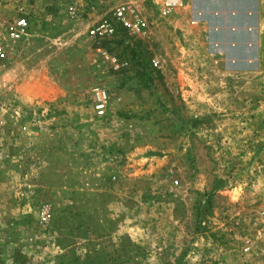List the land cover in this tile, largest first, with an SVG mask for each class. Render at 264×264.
I'll return each instance as SVG.
<instances>
[{"label":"rangeland","instance_id":"rangeland-1","mask_svg":"<svg viewBox=\"0 0 264 264\" xmlns=\"http://www.w3.org/2000/svg\"><path fill=\"white\" fill-rule=\"evenodd\" d=\"M1 54L0 264H264V0H0Z\"/></svg>","mask_w":264,"mask_h":264},{"label":"built area","instance_id":"built-area-1","mask_svg":"<svg viewBox=\"0 0 264 264\" xmlns=\"http://www.w3.org/2000/svg\"><path fill=\"white\" fill-rule=\"evenodd\" d=\"M170 5L167 4V8ZM68 13L74 17L76 10L69 8ZM166 14V11L164 12ZM30 22L29 14L21 13L14 19L8 30L9 39L14 43L22 42L29 35ZM148 30L147 22L137 15L129 6L121 5L112 10L102 9L97 19L87 29L88 37L95 43L115 40L118 38H130L144 35ZM100 51V50H98ZM104 57L110 61L114 70L124 68L126 64H120L116 58H109L104 52ZM4 58V54L0 55ZM93 109L98 118L106 116L109 104V93L104 89H95L92 93ZM46 221V218H43ZM249 249H245L248 252Z\"/></svg>","mask_w":264,"mask_h":264}]
</instances>
